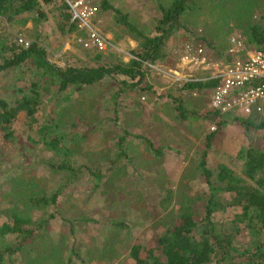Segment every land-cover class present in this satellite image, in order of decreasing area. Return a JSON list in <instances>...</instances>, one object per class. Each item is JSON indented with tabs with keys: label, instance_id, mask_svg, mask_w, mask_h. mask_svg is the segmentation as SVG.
Listing matches in <instances>:
<instances>
[{
	"label": "rangeland",
	"instance_id": "1",
	"mask_svg": "<svg viewBox=\"0 0 264 264\" xmlns=\"http://www.w3.org/2000/svg\"><path fill=\"white\" fill-rule=\"evenodd\" d=\"M85 1L98 8L91 26L97 27L107 39L105 51L86 49L77 42V37L85 34L88 28H81L72 18L66 25L62 0L44 5L47 18L39 25L35 26L32 13L25 15L31 18L25 25L0 18V31L8 36L10 43L18 36L30 42L38 39L46 49L47 58L61 67L129 62L134 57L132 52L139 49V40L117 25L113 14L101 8V0ZM109 1L128 11L146 33L153 34L160 17L159 2L171 0ZM246 1L193 0L192 8L182 17L183 26L169 41L168 57L154 64L145 63V79L140 89L126 93L116 102L113 94L123 76L87 86L80 93L73 88L62 92L57 84L48 87L51 80H40L43 89L48 87L46 99L39 108L40 122L47 116H60L61 126L71 127L69 131L77 133L70 135L78 138L76 144H71L77 147V161L98 166L105 174L96 188V178L87 172L62 190L58 207L52 206L48 211V214L55 212L57 219L45 234L47 243H43L46 246L59 241L62 255L54 264H70L67 252L75 241L72 229L81 251L92 257L91 264H130L127 256L135 243L145 244L162 234L168 225L178 222L177 212L185 195L192 196L195 201L208 192L198 164L209 139L207 161L215 172L225 164L243 174L244 161L239 158V151L250 146H264L263 131L246 128L241 123L242 118L228 119L212 131L210 127L215 122L210 110L212 89H184L187 82L209 80L213 71L206 63H201L200 57L190 61L198 53L188 49L189 44L199 40L209 62L222 61L228 36L238 23L236 11ZM260 3L261 7L254 9V14H264V0ZM186 55L190 57L186 59ZM35 72L32 62L1 72L0 97L15 99L18 88H29L32 80H38ZM261 118L264 115L255 117L256 121ZM122 128L152 138L156 145L164 146V155L156 157L140 138L129 136L128 149L133 161L125 158L119 167L110 168L117 156L116 142L124 132ZM13 129V140H0V200L1 192L9 187L8 177L29 170L49 191L59 189L61 175L53 172L43 159L50 156L46 147L31 140H40V137L31 134L24 112L19 114ZM169 188L174 191L173 202L168 209H163L160 200ZM203 206L202 199L196 200L197 210H203ZM233 213V208H229L225 215L233 216ZM34 215L39 216L40 212ZM83 216L96 221H80ZM113 220L123 221L125 226L111 227ZM111 235L115 242L109 240ZM106 244H114L113 252L107 248L112 255L107 262L99 257V248ZM14 258L15 264H26L20 254Z\"/></svg>",
	"mask_w": 264,
	"mask_h": 264
},
{
	"label": "trees",
	"instance_id": "2",
	"mask_svg": "<svg viewBox=\"0 0 264 264\" xmlns=\"http://www.w3.org/2000/svg\"><path fill=\"white\" fill-rule=\"evenodd\" d=\"M56 1L0 0V18L12 24L18 22L25 25L31 19L25 15L33 13V21L37 26L47 18L44 5ZM62 2L63 18L68 25L73 14L69 2ZM191 3L193 0L160 1V17L156 20L155 32L152 34L146 33L128 11L116 7L109 0H101V8L112 13L117 25L140 42L139 49L132 52L134 57L129 62L117 64L61 67L47 58L46 49L39 44L38 39L32 41L29 47H24L15 40L10 43L8 36L0 31V73L32 62L38 78L31 81L29 88H18L19 94L15 99L0 97V140L6 142L15 138L13 125L19 114L24 112L31 134L40 137V140H31L37 144L41 142L46 147L50 156L43 159L53 172L61 175L59 189L51 191L36 178L32 170L8 177L9 187L1 192L0 200V264H15L14 257L19 254L26 264H54L62 255L59 241L54 245L45 246L43 243H47L45 234L53 220L57 219L55 212L48 214V211L52 206L58 207L62 190L80 180L87 172L96 178V188L105 178L100 167L77 161V147L71 144H76L78 138L70 137L77 133L73 130L70 132L71 127H62L60 116H47L40 122L39 108L46 99L48 87L57 84L62 92L73 88L80 93L87 86L113 79L117 75L123 76L118 80L119 86L113 94L114 102L126 93L140 89L145 79L144 64H154L168 57L169 41L183 26L182 17L192 8ZM260 4V0H247L236 11L238 23H235L245 31L250 49H264V26L262 21H253L254 9L261 7ZM73 27L76 28L75 25ZM227 47L226 44V48H223L225 53ZM219 55L223 56L222 53ZM42 78L52 81L44 89L40 83ZM217 82V79L187 82L184 89H212ZM257 119L244 118L241 123L248 129L262 130L264 137V118ZM122 130L124 132L116 142L117 156L111 161L110 168L119 167L125 158L133 161L128 149L129 136L140 138L156 157L164 155V146L156 145L152 138L131 133L126 128ZM209 147L210 139L198 164L208 192L195 198V201L192 196L185 195L177 212L178 222L168 225L162 234L145 244L135 243L127 256L130 264H264V146H250L239 151L238 156L244 161L243 174L225 164H221L215 172L207 161ZM173 194V189L166 190L160 200L163 209L170 207ZM200 199L204 201L203 210L196 208V200ZM229 208H233V216L225 215ZM35 212H40V215L35 216ZM80 221L96 220L83 216ZM110 224L117 229L125 226L123 221L118 220ZM71 227L74 228V224ZM72 232L75 241L68 249L67 262L91 264L92 257L81 251L75 230L72 229ZM109 240L115 242L114 236L111 235ZM113 246L106 244L104 248H99L102 261L107 262L111 258L107 248L110 247L113 252Z\"/></svg>",
	"mask_w": 264,
	"mask_h": 264
},
{
	"label": "built area",
	"instance_id": "3",
	"mask_svg": "<svg viewBox=\"0 0 264 264\" xmlns=\"http://www.w3.org/2000/svg\"><path fill=\"white\" fill-rule=\"evenodd\" d=\"M69 4L73 14L72 20L78 21L81 28H88L85 34L77 37V42L86 49L105 51L108 47L107 39L97 27L91 26L98 12L97 6L85 0H74ZM253 21H262L264 26V15L255 13ZM232 29L222 61L209 62L205 47L199 40L188 46V49L198 53V56H192L190 61L200 57L202 64L206 63L213 69L209 79L218 80L211 90L210 110L215 118L210 127L212 131H216L219 124L228 119H253L264 115V49L248 48L245 31L237 26ZM15 41L24 47L31 44L22 36H18ZM189 57L186 55L185 58Z\"/></svg>",
	"mask_w": 264,
	"mask_h": 264
},
{
	"label": "crops",
	"instance_id": "4",
	"mask_svg": "<svg viewBox=\"0 0 264 264\" xmlns=\"http://www.w3.org/2000/svg\"><path fill=\"white\" fill-rule=\"evenodd\" d=\"M227 42H228V39H227ZM212 92V91H211ZM211 101V100H210ZM243 119V118H242ZM255 119V118H254ZM155 142V141H154ZM164 153H165V151H164Z\"/></svg>",
	"mask_w": 264,
	"mask_h": 264
}]
</instances>
